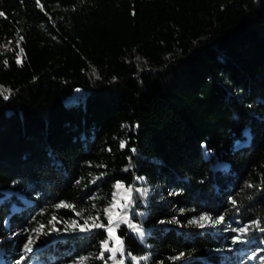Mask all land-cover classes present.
Instances as JSON below:
<instances>
[{"label":"trees","instance_id":"1","mask_svg":"<svg viewBox=\"0 0 264 264\" xmlns=\"http://www.w3.org/2000/svg\"><path fill=\"white\" fill-rule=\"evenodd\" d=\"M0 13V44L16 40L0 51V264L41 225V249L11 264H264V0H0ZM106 209L114 260L89 223L107 226ZM203 215L247 231L233 243L160 224Z\"/></svg>","mask_w":264,"mask_h":264},{"label":"rangeland","instance_id":"2","mask_svg":"<svg viewBox=\"0 0 264 264\" xmlns=\"http://www.w3.org/2000/svg\"><path fill=\"white\" fill-rule=\"evenodd\" d=\"M16 40H10L8 41L7 43H1L0 44V51H6L8 50L15 42ZM164 188V186L160 187L161 191L162 189ZM165 192H167L166 189H164ZM170 194V193H169ZM65 204V203H64ZM203 216H206V215H203ZM201 216L199 217H196L194 218V220H199ZM209 217V216H208ZM90 218H97V216H91L89 217V223H92V219ZM211 218V217H210ZM97 220V219H96ZM216 219H209L207 221H202L201 223L203 224V227L202 228H212L214 230H221L219 232H222L223 234H226L228 236L227 239L230 240V242H232V238L233 237H238V241L239 240H242V236H243V233L239 232V231H233V229H237V228H233V227H230V225H225L223 228H222V223H219V224H214L213 221H215ZM76 222V225H78L77 223V219L71 221L70 224H73V222ZM193 221V220H192ZM160 224L161 225H165V226H172V227H176V228H190V227H201L200 224H193V223H189V221H182L180 220L177 216H172L171 218L169 219H166V220H161L160 221ZM55 228L57 229V227L55 226ZM223 229V230H222ZM238 230V229H237ZM54 239H60V238H63L66 236V232L64 230H60V231H51ZM33 237H31L32 239H35L36 238V235L38 234L36 231L33 233ZM28 239L24 242L23 246L20 247L19 250H16L15 253H16V256L13 257L10 261H9V254L6 255V259H5V262H7L8 264H11V263H17V262H21V257L24 256V254L26 253H29V252H32L33 250L37 249V248H40L39 246L35 245V243L32 244L31 246V251L29 252H25L24 251V245L27 243ZM34 241V240H33ZM113 244H116L115 242V239L112 241ZM41 249V248H40ZM230 250V247H225V248H221V249H216L215 251L216 252H219V253H225L227 251ZM81 258L83 257H80L78 259H76L74 262H71V263H68V264H79ZM180 260H184L183 256L180 255L178 257ZM4 264V263H3ZM84 264H89V261L88 259L86 258L84 260ZM239 264H246V262L244 261H241Z\"/></svg>","mask_w":264,"mask_h":264},{"label":"snow or ice","instance_id":"3","mask_svg":"<svg viewBox=\"0 0 264 264\" xmlns=\"http://www.w3.org/2000/svg\"><path fill=\"white\" fill-rule=\"evenodd\" d=\"M37 3L39 4V0H37ZM0 15H3V13H0ZM23 39V37H20V40H22ZM19 42L20 41H17V45H19ZM23 54V49L21 48L20 49V53H18L17 55H18V57L20 56V55H22ZM17 63L18 64H20L21 63V61H20V59L18 58L17 59ZM5 64H7V61H5ZM8 92V90H6V89H0V95H3L4 96V99H8V95H6L5 93H7ZM122 147L124 146L123 144L121 145ZM116 187H117V189H120V188H122L123 186L122 185H120V184H117L116 185ZM127 191H131L130 189H128ZM234 203V202H233ZM56 207H73L72 205H69V204H64V203H61V204H58V205H56ZM106 212H109V220H108V224H107V226L106 225H104V224H101V223H96V219H98V218H90V219H92V225H91V227H94V228H107V232H108V238L109 239H115V242H116V247H112V248H109V244H108V240H105L103 243H102V247H103V249H104V251H109V252H111L113 255L110 257V259H115V253L116 252H121L122 253V251H123V246H122V241H120L119 240V238L118 237H114V235H113V225H114V221H113V219L111 218V214H110V210H105ZM77 215H80V213H77ZM209 219H211L210 217H208V216H201L200 217V219L197 221V220H193V221H189V223H193V224H200V226L201 227H203V224L201 223L202 221H207V220H209ZM56 220V217L55 216H53L52 217V221H55ZM52 221H49V223L51 224L52 223ZM223 221V217L221 216V217H219L218 219H216L215 221H213V223L214 224H219V223H221ZM122 222H124V223H127L128 221H127V218L126 217H124V218H122ZM72 227H76L77 225H76V222L74 221L73 222V224L71 225ZM118 226V225H117ZM130 227H132V228H134L136 231H138V232H140V234L142 235V232L139 230V229H136L135 228V226L134 225H129ZM43 229H44V225H41L39 228H37V229H35V231L39 234V233H41V232H43ZM52 230L53 231H58L56 228H55V225H53V227H52ZM80 230L81 231H85V230H88V220H85V222H84V225L83 226H80ZM233 231H239V232H241V233H243V232H246L247 231V226H245V227H241V228H239L238 230L237 229H233ZM232 242L233 243H237L238 242V237H233L232 238ZM34 243V241H33V239L31 238V237H29V239H28V241H27V243L24 245V251L25 252H29V251H31L32 249H31V246H32V244ZM100 258L101 259H103V252H101V254H100ZM255 258V253H253V255L251 256V257H249V259H254ZM21 259H23V257H21ZM86 258H81V260H80V262H79V264H84V260H85ZM141 259H146V257L145 258H141ZM117 264H123V261L121 260V261H117Z\"/></svg>","mask_w":264,"mask_h":264}]
</instances>
